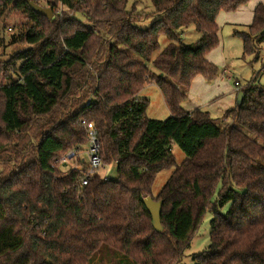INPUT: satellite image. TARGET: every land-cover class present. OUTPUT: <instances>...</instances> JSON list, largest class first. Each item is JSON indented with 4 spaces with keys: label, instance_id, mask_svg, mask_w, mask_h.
Here are the masks:
<instances>
[{
    "label": "trees",
    "instance_id": "16d2710c",
    "mask_svg": "<svg viewBox=\"0 0 264 264\" xmlns=\"http://www.w3.org/2000/svg\"><path fill=\"white\" fill-rule=\"evenodd\" d=\"M40 1L15 5L34 21L21 37L35 48L0 86V264H182L208 212L210 245L192 264H264V66L226 113L232 121L182 110L194 79L218 76L207 59L220 45L217 16L251 0H150L146 30L136 10L145 0H51L68 13L45 24L30 7ZM190 29L200 39L186 45ZM247 29L235 34L258 61L264 5ZM161 37L170 44L153 59ZM148 84L162 94L166 121L146 118L148 102L137 96ZM89 126L117 179L96 174L82 187L84 159L66 172L58 162L86 151ZM173 146L186 156L180 165ZM165 164L174 170L159 193L157 234L144 200Z\"/></svg>",
    "mask_w": 264,
    "mask_h": 264
},
{
    "label": "rangeland",
    "instance_id": "374dc122",
    "mask_svg": "<svg viewBox=\"0 0 264 264\" xmlns=\"http://www.w3.org/2000/svg\"><path fill=\"white\" fill-rule=\"evenodd\" d=\"M252 1L254 2V0ZM5 2L10 3V5L5 7V13L0 18V86L4 85L9 78H12L13 71L20 64L17 62L18 56L25 50L35 48L23 38L26 32L34 28L35 24L32 18L27 14V11L22 8H15V5L21 3L22 0H6ZM133 3V1L129 3L128 10H131L134 7ZM1 6L2 5L0 4V7ZM40 6L46 9H52L53 18H56L57 20L60 19L59 17L62 18L63 14L68 13L62 5H56L51 0L40 1ZM136 10L138 14L145 15V19L142 22L137 23V26L140 30L148 29L155 21L153 16L155 11L151 1L145 0L139 3L136 5ZM78 18L83 21L81 17ZM46 22H48V20L43 18V23L45 24ZM247 30V27L223 26V28L220 29V45L214 50L216 52L215 54L218 65H220V68H218V74L221 73L223 68L227 67V69H229L228 76L234 79L232 82L239 81L243 87H246L253 79H255L264 66V43L258 61H255L254 56L252 55H244L242 38L235 33L247 32ZM182 39L183 43L186 45H192L199 41L200 36L193 29H190L185 31ZM169 44L170 42L165 37H161L160 49L153 55V59L168 47ZM90 47L92 48L90 52L91 54L96 50V44H91ZM150 68L151 71L154 70L152 66ZM257 83L264 87V75L259 76ZM137 98L148 102V108L146 111L147 119L166 121L170 117L162 94L154 84L146 85L143 90L138 93ZM3 103L2 96H0V114L3 109ZM69 104H67L65 111L69 108ZM59 110H62L61 106ZM0 129H2L1 122ZM88 147L89 146L87 145L85 150H87ZM85 152L81 154V159H87ZM173 155L176 165L182 164L186 159L184 153L177 146H173ZM116 165L117 164L114 162L106 163L96 174H98L103 180H116ZM163 167L168 169H165L156 176L149 196L155 202H161L159 199V193L174 170V167H170L168 164L163 165ZM62 169L63 172L69 170L68 167H62ZM227 208L228 207L223 210V213L226 212ZM212 218L213 217L209 212L204 216L197 232L192 235L190 249L185 253L182 264H192L193 256L202 254L208 249L210 245V222Z\"/></svg>",
    "mask_w": 264,
    "mask_h": 264
},
{
    "label": "crops",
    "instance_id": "0c3cea01",
    "mask_svg": "<svg viewBox=\"0 0 264 264\" xmlns=\"http://www.w3.org/2000/svg\"><path fill=\"white\" fill-rule=\"evenodd\" d=\"M260 4L264 5V0H254V2L251 0L247 5L239 8L235 12H221L217 16L216 22L220 29L223 26L248 28L252 24L254 10ZM215 53V51H212L207 56V59L217 68H220ZM224 70L229 69L227 67L223 68L217 78L212 81H208L202 77L194 79L188 90L187 98L182 104V110L185 113L200 110L209 113L212 118L217 120H223L225 122L231 120V117L226 118V113L230 110L237 109L238 95L240 93V90L235 88L234 83L238 82L240 89L243 86L239 81H234L233 83L227 78H224L222 75ZM232 80L234 79L232 78ZM168 114L170 115L169 111Z\"/></svg>",
    "mask_w": 264,
    "mask_h": 264
},
{
    "label": "built area",
    "instance_id": "2783aa9c",
    "mask_svg": "<svg viewBox=\"0 0 264 264\" xmlns=\"http://www.w3.org/2000/svg\"><path fill=\"white\" fill-rule=\"evenodd\" d=\"M224 78H227L229 81H232V78L228 76V70H224L223 74ZM236 89L240 90V84L238 82L234 83ZM89 128V141H88V149L86 150L87 161H82L88 167V172L82 180V187L88 185L89 181L96 175V173L103 168V162L100 156V145L97 139V132L92 128ZM81 154L77 152H71L63 157L58 162V167H68L69 169H77L80 170V166L78 164L80 160Z\"/></svg>",
    "mask_w": 264,
    "mask_h": 264
},
{
    "label": "water",
    "instance_id": "95a60500",
    "mask_svg": "<svg viewBox=\"0 0 264 264\" xmlns=\"http://www.w3.org/2000/svg\"><path fill=\"white\" fill-rule=\"evenodd\" d=\"M32 11L40 16L47 18L48 20L53 19L52 9H46L35 4H30ZM244 99V94L242 92L238 95V107L241 105ZM144 206L148 214L152 218V227L157 234L163 233L164 229L162 226V202H155L152 198L148 197L144 200Z\"/></svg>",
    "mask_w": 264,
    "mask_h": 264
}]
</instances>
